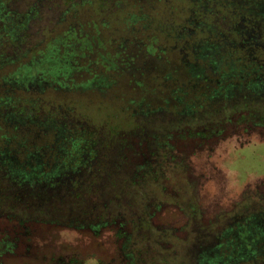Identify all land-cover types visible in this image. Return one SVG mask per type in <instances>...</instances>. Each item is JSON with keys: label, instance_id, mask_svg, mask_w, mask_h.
Instances as JSON below:
<instances>
[{"label": "trees", "instance_id": "trees-1", "mask_svg": "<svg viewBox=\"0 0 264 264\" xmlns=\"http://www.w3.org/2000/svg\"><path fill=\"white\" fill-rule=\"evenodd\" d=\"M62 1L40 39L29 21L0 18V221L16 228L0 229V264L57 252L64 229L113 239L107 264H264V188L212 215L197 194V162L234 118L264 122V0ZM84 5L110 22L156 12L170 35L160 46L149 26L151 50L172 56L142 73L69 67Z\"/></svg>", "mask_w": 264, "mask_h": 264}, {"label": "rangeland", "instance_id": "rangeland-1", "mask_svg": "<svg viewBox=\"0 0 264 264\" xmlns=\"http://www.w3.org/2000/svg\"><path fill=\"white\" fill-rule=\"evenodd\" d=\"M62 2V0H0V18L6 14L14 15V19L19 17L20 23L29 21V27H34V32L40 39L45 37L44 34L49 30L48 28L53 27L57 22V17L62 9L61 15L66 14ZM32 9L35 10L30 13L29 11ZM147 9L144 8L141 10L142 13L134 12L132 15L129 11L124 15L123 22L121 19L110 22V20L99 16L98 18L93 16L91 7L84 5L76 22L80 25L78 27H80L81 36L79 39L81 43L75 41L76 45L70 48L69 52L72 56L67 65L70 67L71 64H76L83 68L84 74L92 71L94 73L92 75L106 74L107 69L105 68L114 67L113 65L116 67V72L122 68L126 71L125 73H131V70L138 68L139 72L142 73L144 63L155 70V66L162 62L159 58L171 57L173 53L162 56L159 52L151 50V42L154 41L152 34L157 31L161 35L169 36L170 32L166 30L162 32L163 29L156 28L162 23V18H159V15L157 17L156 12L151 18H145L143 13H146ZM36 10L38 14H35ZM27 13H30L29 16H26ZM168 17L173 22L172 18ZM52 18H55L54 23L51 21ZM128 19L134 21L130 24ZM91 20L95 24L91 23ZM151 25L156 28L154 29L156 31L149 27ZM191 33H195L193 29ZM88 35L89 37H87ZM82 39L86 46L80 50ZM164 39L165 37L162 35L160 43H158L160 46L165 44ZM90 40L92 45H89ZM73 44L75 43L72 42L69 47ZM61 50L64 51L63 48ZM117 78L120 80V77ZM106 80L111 81L109 78ZM113 80L108 85L110 88L113 85ZM93 104H98V101L94 100ZM239 118L238 116L234 118L230 131L227 132L226 137H223L224 141L215 145L217 152L208 157V160L202 159V162L201 160L197 162L199 163L198 171L202 172L197 194L205 215H212L219 208L230 207L232 203L239 201L250 188L255 189L257 186H260L261 190L264 188V122L257 120L258 123L250 124L243 119L240 121ZM60 133L63 132L60 131ZM162 217L169 219V221L182 220L181 214H177L173 210H164ZM1 228H8L10 233L16 232L14 226H8L3 221H0ZM57 241V252L52 250L47 251V254L36 252L35 255L26 257L22 249L18 251L19 253L22 251L21 256L16 252L6 254L2 264H60L59 262L78 264L80 261L81 264H99V261L107 264L112 260V255L114 256L116 253V245L113 244V239L112 241L103 239L101 242L94 239L93 235L82 234L74 230H59ZM52 253L53 255L58 253L63 259L50 260L51 262L42 260ZM113 262L116 263V260Z\"/></svg>", "mask_w": 264, "mask_h": 264}]
</instances>
